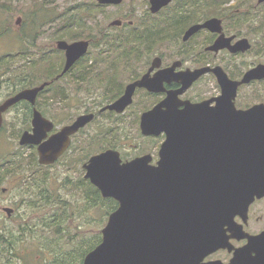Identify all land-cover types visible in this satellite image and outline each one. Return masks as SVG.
Wrapping results in <instances>:
<instances>
[{
    "label": "water",
    "instance_id": "obj_1",
    "mask_svg": "<svg viewBox=\"0 0 264 264\" xmlns=\"http://www.w3.org/2000/svg\"><path fill=\"white\" fill-rule=\"evenodd\" d=\"M172 1L150 0V9L157 12ZM98 2L118 5L123 0ZM203 28L220 32L210 50L228 48L237 53L252 48L247 37L232 43L235 36L225 35L222 21L217 17L192 25L185 39ZM88 46L87 40H58L57 48L66 52L63 73L87 52ZM207 69L194 71L193 80H185L178 93ZM213 71L222 88L218 97L180 111L175 97L168 96L142 114L143 133H166L156 164L151 163V154L123 162L120 152L112 149L90 158L86 177L104 197H112L120 204L109 214L102 229V241L86 254L83 264H199L215 250L228 245L225 226L233 222L235 214L247 209L255 195L264 194V104L247 110L236 105L241 85L264 79V63L250 68L241 80L230 78L222 66H216ZM170 74L164 70L153 81L160 84L165 78L170 80ZM148 82L145 75L130 84L125 94L109 107L122 111L132 102L135 88L148 86ZM47 83L23 89L1 104L0 127L3 113L9 107L22 99L35 103L37 94ZM93 117L94 114L83 115L58 135L49 137L40 145V162H54L64 148L52 147L51 142H68L70 135ZM33 125V131L22 134L21 144L39 142L46 136L44 126L52 128L38 111ZM4 210L9 215L14 211L11 207ZM261 245L264 248V241ZM243 252L244 249L237 256Z\"/></svg>",
    "mask_w": 264,
    "mask_h": 264
},
{
    "label": "flooded vegetation",
    "instance_id": "obj_2",
    "mask_svg": "<svg viewBox=\"0 0 264 264\" xmlns=\"http://www.w3.org/2000/svg\"><path fill=\"white\" fill-rule=\"evenodd\" d=\"M232 2H227L226 6H230ZM170 4L157 12H152L149 1V11L145 10V13L142 14L144 17L142 16L140 20V23L145 25V29L139 27L138 19L128 17V13L110 20L106 26L97 23L94 15L98 11H102L101 9L108 6H118L120 4L98 3L101 6L99 10L83 12L85 13L84 20H79L81 27H78L81 35L77 37L81 39L69 38L68 41H89L87 52L67 72L63 73L66 52L57 48L63 53L64 59H60V64L57 63L58 58L49 61V68L44 71L45 77H49V80L43 82L48 83L37 94L35 103L29 99H22L3 113V124L0 127V132L4 130L7 121L11 120L13 124H18L21 129L19 139L25 131H33V120L36 111L40 112L48 121V125L52 126L51 130L46 129L44 126L46 136L39 142L26 144L19 142L22 148L29 150L27 158H24L21 154L9 153L8 147H6L7 151L5 153H0V183L4 176L12 175L15 185L27 184L25 191L29 193L28 200L20 201V205H28L31 196L38 194L42 186L39 185L38 187L37 184L50 186L55 197L58 198L59 191L66 190L67 185L78 186L80 180H90L86 177V165L89 163L90 158L108 149L119 151L123 162L142 156L138 154L129 156L128 148L131 147L129 142H134L133 136L130 134L133 129L137 130L139 128V135L146 141L161 142L157 157L153 153H146L152 155L151 163L156 164L159 160V150L166 139V133L162 132L159 135L143 133L141 116L145 111L151 110L168 96L175 97L180 111L188 109L193 104L216 98L222 93V88L213 68L222 66L230 78L241 80L250 68L257 65L246 66L245 70L242 66H238V71H229V68L224 64L225 55L237 58L248 51L233 53L228 48L219 51L208 49L220 36V32H212L208 28H203L185 39V34L192 25L217 17L222 21L225 35L235 36L232 40V43H234L247 37L245 33L250 30L253 23L250 11L226 7L227 9H224L218 15H211L202 20H197V16H205L207 13L197 11L196 1L194 9L179 11L181 18L174 21L171 27L170 18L174 15L166 11ZM145 18L146 20L143 21ZM67 20L69 22V19ZM114 21L116 23L113 24ZM112 29H116V32L119 33L115 36L112 35ZM128 32H131L130 38L121 36L123 33ZM82 34L86 36L82 38ZM117 39L124 41V44L121 45L120 42L116 45ZM129 41L138 42V45H126ZM170 43L172 46H177V51L172 56L164 51L165 46L168 47L167 44L170 46ZM158 45L161 46V52L157 51ZM201 68L209 69L195 79L183 92L178 93L185 85V80L187 82L193 80L192 73ZM164 70H169L171 73L168 75L170 80L165 78L160 84L155 83L153 79ZM145 75L148 76V81L153 83L148 82V86H137L132 94L131 103L127 104L122 111L109 107L125 94L130 84ZM183 76L184 79H182ZM209 76L217 81L221 91L218 94L200 97L197 94V85L208 79ZM122 78L126 79L120 83ZM65 79L72 80L75 85L68 83L65 86L60 84L54 86L55 83L62 82ZM262 82H264V79L253 80L248 84L241 85L239 90ZM16 86L14 91H10L6 96L0 98V105L23 89L40 85H23L21 88ZM47 89H51V94L48 97L44 96ZM140 92H144L151 99L149 104L140 105L136 99L137 94ZM77 95H82L81 105L75 106L73 103V105H70L69 102L73 97L75 99ZM91 97L93 101L89 100ZM58 98H61V101H58ZM54 100L59 103L64 102V105L58 106L54 103ZM67 104L69 106H66ZM257 104H264V97L254 103H249L245 107H238L236 103L238 108L246 110ZM211 105H216V101L211 102ZM163 107L166 109L165 105ZM87 114H94L93 119L82 123L83 125L81 124L70 135L68 142H51L52 147L59 145L62 149L64 148L60 155L55 158V161L48 164L41 163L40 145L45 143L49 137L58 135L65 126L73 125L79 117ZM96 123L98 130L89 136L90 126ZM85 136L87 137L85 138ZM25 161H29L28 166ZM27 167L34 170L29 171ZM38 171L41 176L36 175ZM14 173L18 175V179ZM53 184H55L54 189H52ZM3 188L7 190L2 191L0 194V210L2 209L6 213L5 221L16 224L14 228L30 223L29 219H17L18 204H14L12 207L11 203L5 200L4 205H1L2 196L7 195L11 190L7 186H3ZM78 189L80 188H76V190ZM61 200L66 201L64 198ZM67 201L70 203L69 200ZM119 204L118 202V206ZM5 207H11L14 211L9 215L4 210ZM225 236L228 245L215 250L199 264H206L210 261H221L222 264H264V248L261 245V242L264 241V238H262L264 237V194L261 196L255 195L245 211L234 215L233 222L225 226ZM242 249H244L242 256H237Z\"/></svg>",
    "mask_w": 264,
    "mask_h": 264
},
{
    "label": "rangeland",
    "instance_id": "obj_3",
    "mask_svg": "<svg viewBox=\"0 0 264 264\" xmlns=\"http://www.w3.org/2000/svg\"><path fill=\"white\" fill-rule=\"evenodd\" d=\"M149 1L123 0L118 6H108L101 9L102 11H98L94 18L99 25L101 23L106 26L110 20L128 13V17L138 19L139 27L143 29L145 25L141 24L140 20L142 16L144 17L142 14L145 13V10L149 11ZM84 2L89 4L92 2L99 3L98 0H0V98L6 96L10 91H14L16 85L18 88L30 84L41 85L44 81L49 80V77H44L41 73L49 68L51 59L55 60V58H58L57 63L60 64V59L64 56L57 49V40H70V37H64L66 31H63V28L70 16L80 15L85 17V13L74 9ZM176 2L177 0L172 1L166 11L174 13L177 6ZM235 2L236 0L227 7H231ZM255 2L258 3L257 0H254ZM111 32L114 36L119 33L116 32V29H112ZM245 35L251 40L252 49L237 58L225 55L224 64L229 68V71H238V66H242L245 70L246 66L252 67L259 62H264V27L256 30L255 25H253L252 29L250 28ZM85 36L82 34V38ZM121 36L130 38L131 32L123 33ZM122 44L124 42H121ZM131 44L138 45V42H131ZM167 45L168 47L165 46L164 51L169 56H172L176 53L177 46H172L171 43L170 46L169 44ZM157 51L161 52L160 45L157 46ZM42 57L45 58L42 59ZM26 77L31 82L26 84L24 81ZM125 79L122 78L120 83ZM68 83L75 85L72 80L65 79L62 82L55 83L54 86L59 84L65 86ZM220 91L217 81L211 76L197 85V94L200 97L218 94ZM50 94L51 89H47L44 92V96L48 97ZM262 97H264V82L240 89L236 103L238 107H245ZM81 98L82 95H77L75 99L73 97L69 104L73 103L75 106H80ZM136 99L140 105L151 102V99L144 92L138 93ZM89 100L93 101V98L91 97ZM58 101H61V98H58ZM54 103L58 106L64 105V102L59 103L55 100ZM69 104L66 106H69ZM97 130V123L91 125L88 130L89 136L93 135ZM20 132L21 129L18 124H13L11 120L7 121L4 130L0 132L1 154L5 153L7 151L6 147H8L9 153L21 154L24 158L28 157L29 150L22 148L19 144ZM139 133V128L130 131L134 142H129L131 145L128 148L129 156L153 153L157 157L161 142L146 141ZM28 162L25 161L27 166L29 165ZM27 169L29 171L34 170L28 167ZM14 175L18 179V175L15 173ZM36 175L41 176L39 171ZM26 185H15L12 175L4 176L0 183V194L3 186L10 187L11 190L7 195L2 196L1 205H4L5 200L9 201L12 207L14 204H18L17 219H29L34 224L38 220L34 208L27 204H19L22 200H28L29 193L25 191ZM54 187L55 184L52 185V189ZM80 193V189L73 191L68 189V187H66V190L59 191L61 197L70 202L78 197ZM76 204L75 206H70L73 209L69 211V217L71 218L68 220L69 226L66 225L67 231H65V234H52L53 236L51 237L48 235L43 237L42 233L38 232L39 235L29 236L27 240L20 242L16 249L18 251L24 250L23 258H8L0 255V264H79V250L87 247L90 239L94 242L98 241V236L102 235V229L108 221L109 214L108 217L107 215L105 217L103 206L82 207L79 200H77ZM5 219L6 213L1 209L0 228H14L16 224L5 221ZM58 237L59 239H57ZM69 258L70 260L67 261Z\"/></svg>",
    "mask_w": 264,
    "mask_h": 264
},
{
    "label": "trees",
    "instance_id": "obj_4",
    "mask_svg": "<svg viewBox=\"0 0 264 264\" xmlns=\"http://www.w3.org/2000/svg\"><path fill=\"white\" fill-rule=\"evenodd\" d=\"M196 1L197 11L207 13V15L205 16H197V20H202L207 16L218 15V13H220L224 9H227V2H234L235 0H177L176 9L174 13H172V15L174 16L170 18V26L172 27V23L174 21H178L179 18H181V15L179 14L180 10L194 9ZM100 7L101 6H99L98 3L92 2L89 4L84 2L79 4V6L75 7L74 9L81 12H92L99 10ZM231 8L250 11L251 20H253L254 22L250 26L251 29L253 25H255L256 30L264 27V3H254V0H236L235 4H233ZM69 19L70 21L63 28V31H66L64 37L77 38L79 35H81L78 27H81L80 21L84 20V16L72 15L69 17ZM145 20L146 18L143 19V21ZM143 29H145V27ZM144 34L146 35L145 32ZM120 42L124 41H119L117 39L116 45ZM131 42L135 41H129L126 43V45L131 44ZM44 58L45 57H42V59ZM63 58L64 57H62V59ZM34 69H36V67H34ZM41 75L45 77L44 72L41 73ZM24 81L26 82V84L28 82H31L27 77ZM78 184V186L67 185L68 189H71L73 191H76V188H80L81 190V193L78 196L80 198L76 197L70 203L67 200V202H63L61 200L62 198L60 194H58V198L55 197L54 191L51 190L50 186L37 184L36 186L39 187L40 185L42 187L40 191H38V194L36 196H31V200H29L28 205L34 208L38 220L34 224L30 222L20 225V227L18 228H0V255L7 256L8 258H23L24 250H16L17 246L20 242L27 240L29 236L39 235L38 232H41L43 237H46L47 235L51 237L53 235L65 234V231H67L66 225L69 226L68 220L71 218L69 217V211H72L73 209L70 206L77 205V200H79L82 207L103 206V209L105 210V217L106 215L108 217V214L113 212L118 207V202L116 199L112 197H103L101 191L94 184H92L90 180L83 179L80 180ZM98 237V241L94 242L92 239H90L88 246L79 250V264H82L85 255L102 241V235ZM57 239H59V237ZM71 258L73 257L71 256ZM69 260L70 258L67 259V261Z\"/></svg>",
    "mask_w": 264,
    "mask_h": 264
}]
</instances>
